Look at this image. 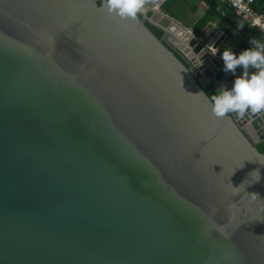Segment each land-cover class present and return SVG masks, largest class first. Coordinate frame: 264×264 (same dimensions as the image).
Here are the masks:
<instances>
[{
	"label": "water",
	"instance_id": "1",
	"mask_svg": "<svg viewBox=\"0 0 264 264\" xmlns=\"http://www.w3.org/2000/svg\"><path fill=\"white\" fill-rule=\"evenodd\" d=\"M103 5L0 0V264H264V110L194 75L226 35Z\"/></svg>",
	"mask_w": 264,
	"mask_h": 264
},
{
	"label": "clouds",
	"instance_id": "2",
	"mask_svg": "<svg viewBox=\"0 0 264 264\" xmlns=\"http://www.w3.org/2000/svg\"><path fill=\"white\" fill-rule=\"evenodd\" d=\"M142 4L143 0H104L103 6L108 14L121 19H135ZM250 44L253 46L243 48L239 53H233L229 48H224L220 53L222 71L235 74L236 66H240L241 72L238 76L234 75L230 89L221 85L218 92L211 94L210 110L216 117H223L229 112L243 114L246 111L256 113L264 110V42L253 40ZM207 47L213 55L218 51L213 45ZM249 66L255 71L250 72ZM211 165L210 171L214 173Z\"/></svg>",
	"mask_w": 264,
	"mask_h": 264
},
{
	"label": "trees",
	"instance_id": "3",
	"mask_svg": "<svg viewBox=\"0 0 264 264\" xmlns=\"http://www.w3.org/2000/svg\"><path fill=\"white\" fill-rule=\"evenodd\" d=\"M104 0H98L101 4ZM202 6V7H200ZM253 7L256 11L264 14V0H254ZM202 8V9H201ZM161 12L168 15L172 19L178 21L181 25L190 28L197 37L202 36V31L206 27H212L207 37H210L215 30L221 29L227 35V40L234 42L236 47L246 48L253 46L250 41H261L264 39L261 33L256 29L249 27L241 22V19L236 16L231 8L219 0H165L160 6ZM200 10V16L197 19L190 17L191 14H196ZM137 19H141L140 15H136ZM150 31L160 40L164 33L144 21ZM203 90L211 98L213 94L206 86L204 80L194 74ZM251 138H254L250 130L246 129ZM256 148L264 153V145L257 144Z\"/></svg>",
	"mask_w": 264,
	"mask_h": 264
},
{
	"label": "built area",
	"instance_id": "4",
	"mask_svg": "<svg viewBox=\"0 0 264 264\" xmlns=\"http://www.w3.org/2000/svg\"><path fill=\"white\" fill-rule=\"evenodd\" d=\"M225 3L249 27L256 28L264 37V14L253 7L254 0H219ZM143 4L161 12L157 0H143ZM191 30V29H188Z\"/></svg>",
	"mask_w": 264,
	"mask_h": 264
},
{
	"label": "crops",
	"instance_id": "5",
	"mask_svg": "<svg viewBox=\"0 0 264 264\" xmlns=\"http://www.w3.org/2000/svg\"><path fill=\"white\" fill-rule=\"evenodd\" d=\"M200 10H198L197 12H196V14H195V16H196V19H197V17H199L200 16ZM195 19V18H194ZM185 27V26H184ZM185 28H187V27H185ZM211 28L212 27H207L206 28V30L205 31H202L201 33H202V36H204V37H202L201 39H204V40H206V39H208L209 37H207L208 36V31H210L211 30ZM187 29H190V28H187ZM221 30V29H220ZM216 31V30H215ZM225 35H226V33L223 31V30H221ZM193 33V32H192ZM214 34V33H213ZM212 34V35H213ZM211 35V36H212ZM262 35V34H261ZM210 36V37H211ZM263 37V36H262ZM200 38V37H199ZM263 39H264V37H263ZM251 47V46H250ZM224 48H229L233 53H239V51L242 49L241 47L239 48V47H236L235 45H234V42H232V41H229V40H227V35H226V37H225V39L222 41V43L220 44V46H219V48H218V51H219V53H218V55H220V53H221V51L224 49ZM217 51V52H218ZM236 70L239 72V71H241V68H240V66H236Z\"/></svg>",
	"mask_w": 264,
	"mask_h": 264
},
{
	"label": "rangeland",
	"instance_id": "6",
	"mask_svg": "<svg viewBox=\"0 0 264 264\" xmlns=\"http://www.w3.org/2000/svg\"><path fill=\"white\" fill-rule=\"evenodd\" d=\"M150 1H151V0H150ZM200 7H202V6H200ZM202 8H203V7H202ZM202 8H201V9H202ZM190 17H192V18H195V19H196V16H195L194 14H191V15H190ZM206 28H207V27H206ZM206 28H205L203 31H205V30H206ZM208 32H209V31H208ZM208 34H209V33H208Z\"/></svg>",
	"mask_w": 264,
	"mask_h": 264
},
{
	"label": "snow or ice",
	"instance_id": "7",
	"mask_svg": "<svg viewBox=\"0 0 264 264\" xmlns=\"http://www.w3.org/2000/svg\"><path fill=\"white\" fill-rule=\"evenodd\" d=\"M49 39H51V37H49Z\"/></svg>",
	"mask_w": 264,
	"mask_h": 264
}]
</instances>
